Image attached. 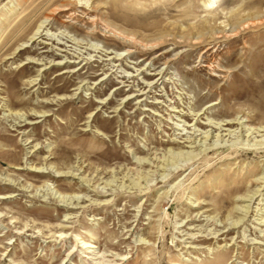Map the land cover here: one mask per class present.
Segmentation results:
<instances>
[{
	"label": "rangeland",
	"instance_id": "rangeland-1",
	"mask_svg": "<svg viewBox=\"0 0 264 264\" xmlns=\"http://www.w3.org/2000/svg\"><path fill=\"white\" fill-rule=\"evenodd\" d=\"M227 121L264 126V0H0V264H264Z\"/></svg>",
	"mask_w": 264,
	"mask_h": 264
},
{
	"label": "bare ground",
	"instance_id": "bare-ground-1",
	"mask_svg": "<svg viewBox=\"0 0 264 264\" xmlns=\"http://www.w3.org/2000/svg\"><path fill=\"white\" fill-rule=\"evenodd\" d=\"M248 24H250V23H248ZM124 39V38H123ZM134 41V39H130V41ZM198 43H201L202 41H197ZM130 43V42H129ZM153 48L155 47V46H152ZM210 49V48H209ZM208 51V50H207ZM234 124H237V125H240L241 126V132L244 130V132H247V133H249V137H251V136H253V135H257V134H259L261 131H264V126L261 128V127H248V129L246 128V126H244V124H243V122H241V121H227L226 123H218V124H214V123H206V127L208 126V127H211V130H208V131H206V135H205V137H206V139H208L209 137H214V136H218V135H214V133H215V131H220V133H222V135H220V136H231V135H233V132H234V129L233 130H231V127H233V125ZM227 127H229V128H227ZM214 130V131H213ZM224 132H228V134H223ZM247 135V134H246ZM256 137V136H255ZM186 142H189V143H191L192 142V140L190 141V140H185V141H183V146H188V145H186ZM224 146H226V145H223V146H217V147H215L214 149H210V150H215L216 148H218L219 149V147H224ZM228 147V146H227ZM206 150H208V148L206 149ZM205 150V151H206ZM202 152H203V150H202ZM193 154V153H192ZM189 155V154H188ZM194 156V155H193ZM196 156V155H195ZM198 156V155H197ZM196 156V157H197ZM198 158V157H197ZM10 184H12L11 182H9ZM8 183V184H9ZM13 195H9V196H5V197H0V198H9V197H12ZM253 198H254V196H250V199H245V200H247V201H251V200H253ZM247 207L249 208L250 207V202H249V204L247 205ZM240 223V222H239ZM236 224H238L237 222H236ZM85 248H90V247H93V246H91V245H86V246H84ZM92 252V251H91ZM94 254H98V253H94ZM102 256H100V257H98L97 256V258L96 259H99V258H101ZM109 260H100L99 261V263L98 264H104V263H106V262H108ZM96 264V263H95ZM109 264H111V263H109Z\"/></svg>",
	"mask_w": 264,
	"mask_h": 264
}]
</instances>
